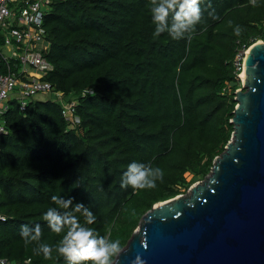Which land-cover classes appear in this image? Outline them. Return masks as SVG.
<instances>
[{"label": "trees", "instance_id": "obj_1", "mask_svg": "<svg viewBox=\"0 0 264 264\" xmlns=\"http://www.w3.org/2000/svg\"><path fill=\"white\" fill-rule=\"evenodd\" d=\"M25 1L8 3L3 33L26 29L17 20ZM202 7L190 40L154 37L150 0H49L41 7L38 45L52 65L42 78L64 97H29L24 109L12 98L0 116V257L8 264H67L55 252L52 259L35 255V244L25 246L20 236L22 224L39 223L42 242L62 239L43 220L56 207L53 195L83 202L97 218L89 227L123 248L152 205L209 173L233 131L240 86L233 60L242 43L262 36L264 0L255 7L205 0ZM213 9L217 20L208 15ZM72 100L73 128L61 114ZM133 161L161 168L163 182L121 188Z\"/></svg>", "mask_w": 264, "mask_h": 264}, {"label": "water", "instance_id": "obj_2", "mask_svg": "<svg viewBox=\"0 0 264 264\" xmlns=\"http://www.w3.org/2000/svg\"><path fill=\"white\" fill-rule=\"evenodd\" d=\"M234 99L209 173L152 205L114 264H264V43L248 49Z\"/></svg>", "mask_w": 264, "mask_h": 264}, {"label": "clouds", "instance_id": "obj_3", "mask_svg": "<svg viewBox=\"0 0 264 264\" xmlns=\"http://www.w3.org/2000/svg\"><path fill=\"white\" fill-rule=\"evenodd\" d=\"M249 2L253 7L257 6V0ZM204 3L205 0H150V11L155 25L153 36L159 37L167 33L174 40H190L204 17ZM208 7L211 8L210 3ZM208 15L213 20L219 19L214 9L209 11ZM233 31L234 35L240 36L243 29L236 25ZM163 180L164 172L161 168L153 167L150 163L133 161L124 171L120 187L130 186L133 190L153 189L157 186V181ZM51 200L56 207H49L43 213V220L52 232L57 235L64 233L62 239L55 245H49L42 242L41 224H22L20 236L25 246L35 244L33 253L42 255L44 259H52L55 252L63 257L67 264H114L115 258L122 251L121 242L111 239L108 235H100L96 229L89 227L97 219L90 208L83 202H74V197L71 196L64 198L53 195ZM137 264H142L139 258Z\"/></svg>", "mask_w": 264, "mask_h": 264}, {"label": "built area", "instance_id": "obj_4", "mask_svg": "<svg viewBox=\"0 0 264 264\" xmlns=\"http://www.w3.org/2000/svg\"><path fill=\"white\" fill-rule=\"evenodd\" d=\"M11 1L14 0H0V34L3 33L5 19L12 14L8 7V3ZM47 2L49 0H26L20 15L17 16L18 22L26 26V29L12 27L9 33H3V50H0V116L6 111L8 101L12 98H17L20 109H24L29 97L42 96L39 98L41 100L64 97L62 92L54 91L51 83L42 78L47 71L52 69V65L42 55L41 44L38 45L43 33L41 7ZM262 24L264 27V14ZM258 42L264 43V29L261 37H252L249 41L250 44L242 43L237 49L233 60V66L240 81V86L237 89L242 87L241 73L244 72L246 53L251 45ZM75 104L76 101L72 100L63 102L61 106V114L71 128L79 122V118L75 114ZM3 132L6 131L1 119L0 133ZM0 219L3 217L0 216ZM0 264H8L7 259L0 257Z\"/></svg>", "mask_w": 264, "mask_h": 264}, {"label": "rangeland", "instance_id": "obj_5", "mask_svg": "<svg viewBox=\"0 0 264 264\" xmlns=\"http://www.w3.org/2000/svg\"><path fill=\"white\" fill-rule=\"evenodd\" d=\"M37 98H42V96H37ZM186 178H187V180H190L191 178H192V175L191 174H189V173H186ZM202 179H198V180H196V181H201ZM195 181V182H196Z\"/></svg>", "mask_w": 264, "mask_h": 264}, {"label": "bare ground", "instance_id": "obj_6", "mask_svg": "<svg viewBox=\"0 0 264 264\" xmlns=\"http://www.w3.org/2000/svg\"><path fill=\"white\" fill-rule=\"evenodd\" d=\"M241 77L244 78V72L241 73Z\"/></svg>", "mask_w": 264, "mask_h": 264}]
</instances>
